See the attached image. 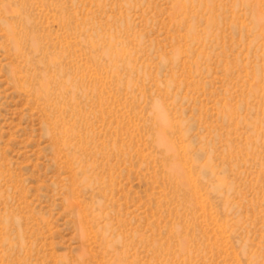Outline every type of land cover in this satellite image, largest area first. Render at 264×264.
<instances>
[{
    "label": "rangeland",
    "instance_id": "obj_1",
    "mask_svg": "<svg viewBox=\"0 0 264 264\" xmlns=\"http://www.w3.org/2000/svg\"><path fill=\"white\" fill-rule=\"evenodd\" d=\"M0 264H264V0H0Z\"/></svg>",
    "mask_w": 264,
    "mask_h": 264
}]
</instances>
